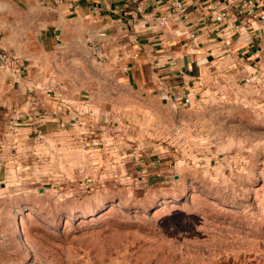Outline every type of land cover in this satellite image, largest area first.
Segmentation results:
<instances>
[{
	"label": "rangeland",
	"instance_id": "rangeland-1",
	"mask_svg": "<svg viewBox=\"0 0 264 264\" xmlns=\"http://www.w3.org/2000/svg\"><path fill=\"white\" fill-rule=\"evenodd\" d=\"M61 64L76 94L133 95L78 40ZM197 75L191 104L141 116L142 143L98 139L93 169L72 144L3 168L0 264H264V30Z\"/></svg>",
	"mask_w": 264,
	"mask_h": 264
},
{
	"label": "crops",
	"instance_id": "crops-1",
	"mask_svg": "<svg viewBox=\"0 0 264 264\" xmlns=\"http://www.w3.org/2000/svg\"><path fill=\"white\" fill-rule=\"evenodd\" d=\"M182 1L188 17L160 25L173 0H0V45L22 65L15 75L0 69V171L39 156L62 166L67 144L84 146L93 169L106 146L87 143L108 144L112 134L142 143L141 116L191 104L197 73L249 53L264 30V0ZM101 30L103 64L133 92L123 102L76 94L62 82L64 48L78 40L90 51Z\"/></svg>",
	"mask_w": 264,
	"mask_h": 264
},
{
	"label": "built area",
	"instance_id": "built-area-1",
	"mask_svg": "<svg viewBox=\"0 0 264 264\" xmlns=\"http://www.w3.org/2000/svg\"><path fill=\"white\" fill-rule=\"evenodd\" d=\"M61 1V0H57ZM225 14L222 12L220 15L217 16V20H221ZM182 18L186 19L188 17V12L182 0H173L172 7L160 17L159 24L164 25L169 18ZM105 36V32L103 30L98 31L96 37L93 38L90 45L91 55L94 58L95 62L98 64H102L106 60V56L103 49V40L102 38ZM137 56V55H134ZM22 65L19 60L11 54L8 50L3 48L0 45V69L1 70H8L13 75H15L20 69ZM66 106V105H64ZM40 130L38 134H40ZM99 144L98 140H94L90 143L92 146H96Z\"/></svg>",
	"mask_w": 264,
	"mask_h": 264
}]
</instances>
